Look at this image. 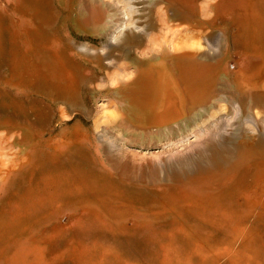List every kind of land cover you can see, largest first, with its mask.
I'll use <instances>...</instances> for the list:
<instances>
[{
  "label": "rangeland",
  "instance_id": "1",
  "mask_svg": "<svg viewBox=\"0 0 264 264\" xmlns=\"http://www.w3.org/2000/svg\"><path fill=\"white\" fill-rule=\"evenodd\" d=\"M262 81L264 0H0V264H264Z\"/></svg>",
  "mask_w": 264,
  "mask_h": 264
},
{
  "label": "bare ground",
  "instance_id": "2",
  "mask_svg": "<svg viewBox=\"0 0 264 264\" xmlns=\"http://www.w3.org/2000/svg\"><path fill=\"white\" fill-rule=\"evenodd\" d=\"M134 8V7H133ZM132 7H130V9H133ZM128 22H126V24L124 25V27L121 29V32H123V30L127 29V28H131L133 27V23H132V20H130L129 18H127ZM213 23L215 24V22H211L210 23V26L213 25ZM203 25V24H202ZM195 28V27H194ZM193 28V29H194ZM190 29L188 28V31ZM184 37H187L186 34H182ZM190 36V35H189ZM183 38V37H182ZM138 40V39H137ZM136 40V41H137ZM135 41V42H136ZM186 42L184 40H180L178 42V48H180L181 50L184 49L186 47ZM86 50V49H85ZM96 53V52H95ZM104 56V55H103ZM99 57V55L97 56ZM196 59V55L195 54H192V53H186V54H183V55H180V57H178V61H180L178 63V66H177V69H178V75L181 77V79H184V80H187L188 83H191L192 86H196L195 84H200L199 80L200 78L202 77V72L208 70L209 68L207 66H204V67H197L195 64V60ZM110 65L114 66V67H118V68H121V66H119L117 64V62L112 61L111 63H109ZM161 68V67H160ZM161 76H159L157 78V81H156V84L159 85V93L160 95L162 96L161 100L162 102L169 108H172L174 107V105H176V108L179 110L178 108V98L176 97V94H175V91L173 89V86H172V82L169 81V77H167V75H163L164 74V70H162L161 68V71L159 73ZM248 85V84H246ZM254 86L256 87V89H264V82L262 81V83H254ZM198 87V86H197ZM195 87V88H197ZM182 89V88H181ZM177 110V111H178ZM176 111V112H177ZM180 112L178 111V114ZM257 125V128L258 127V124ZM262 133V132H261ZM207 135L205 134H202V137H198L197 139H195L194 143H192V147H191V150L192 151H195L197 148H202L204 147L205 145H207V142L213 140V137H206ZM183 141V140H182ZM262 142V140H261ZM257 146L260 147L261 150L264 151V145L262 144H257ZM243 155V161L244 163H250L252 162V160L256 161L257 164H256V167H255V182L258 184V186L260 187L263 183L262 180H260L261 178L264 177V157L263 154H259V155H256L254 150H253V146H247L244 150V153L242 154ZM219 172V171H218ZM226 173V177L227 179H232L233 178V174L234 172L230 169L228 170ZM206 176V175H205ZM204 176V177H205ZM218 177V176H217ZM215 178V177H214ZM207 179H208V176H207ZM210 179V178H209ZM205 180V179H204ZM212 180V179H211ZM219 187L222 185V184H218ZM260 190V189H259ZM262 193H264L262 191ZM251 202H254L255 203V206L258 204L261 205V202H256V201H251ZM261 207V206H260Z\"/></svg>",
  "mask_w": 264,
  "mask_h": 264
}]
</instances>
